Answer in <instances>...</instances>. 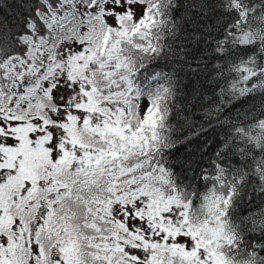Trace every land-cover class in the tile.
<instances>
[{
  "label": "snow or ice",
  "instance_id": "obj_1",
  "mask_svg": "<svg viewBox=\"0 0 264 264\" xmlns=\"http://www.w3.org/2000/svg\"><path fill=\"white\" fill-rule=\"evenodd\" d=\"M0 264H264V0H0Z\"/></svg>",
  "mask_w": 264,
  "mask_h": 264
}]
</instances>
